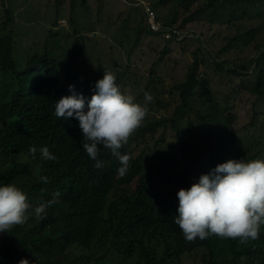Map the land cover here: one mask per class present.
Masks as SVG:
<instances>
[{
  "label": "clouds",
  "instance_id": "9594fccd",
  "mask_svg": "<svg viewBox=\"0 0 264 264\" xmlns=\"http://www.w3.org/2000/svg\"><path fill=\"white\" fill-rule=\"evenodd\" d=\"M12 1V4L7 1L6 7L0 4V10L10 11L4 23H8L9 35L15 40V57L18 53L17 60L23 69L21 76L13 78V85L17 91L24 92V88L18 86L24 79L31 93L39 91L37 77L49 73L47 69L42 70V66L31 69L33 74L26 73L29 56L40 55L42 58L50 53L51 60L58 62V85L62 93L55 104V115L80 135L82 133L84 154L78 158L82 164L90 162L96 169L95 173L86 175L91 180V186L84 195L97 204L109 188L110 175L114 176L117 208L125 210L122 219L126 220L127 227L132 224L135 228L146 227L141 244L146 264H242L247 260L244 255L246 250L264 260V112L255 113L243 127H237V113L234 111V97L244 90L258 99L264 97L250 92L252 83L261 72L264 74V44L257 41L256 29L250 36L240 38L254 40L251 60H248L249 55L243 56L251 47L249 42L238 46L235 41L221 54H209L207 32H198L197 29L202 24V16L209 10H214L213 19L204 26L215 27L217 18L222 16L219 11L215 17V9H208L194 23L183 25L184 16H180L176 23L164 20L155 7L156 0H117L126 6L125 9H140L150 35L165 40V45H160L164 47L162 50L152 48L148 53L137 46L129 49L123 43L117 45L108 37L109 27L98 26L91 19L82 27L89 30L87 26L93 25L92 33L83 32L77 23L75 28L71 19L76 17L79 20L78 6L82 4L83 11L88 15H91V10L87 0H72L70 16L64 14L57 20L53 19L52 29L62 30L71 24L80 36L97 33V44L84 47L97 56L109 54V47L105 45L107 39L121 52L114 57L118 64L116 67L106 63L98 70L95 66L90 67L91 72H88L73 66L80 59L74 62V57H71L68 60L55 46L52 49L46 44V50H41L39 44H30L27 39L39 40L41 32L31 33L24 29L14 12V3L20 5L22 0ZM34 1L42 8L44 3H40L41 0ZM61 1L67 8L64 0ZM200 1L195 2L196 7L201 5H197ZM50 6L59 7V0L46 4V7ZM26 7L21 8V12H29ZM225 7H229L231 19L232 7ZM135 13H130V16ZM250 13L252 20L249 22H253L258 14ZM36 14H32L29 25L46 23L47 16H42L41 9L38 17ZM109 19L113 21L112 17ZM227 24L220 25L223 31ZM24 37L25 46L22 44ZM79 40L82 42L81 37ZM194 40L198 44L193 47V63L186 71L185 81L177 88L179 95L171 103L172 111L161 107L160 112L163 113L153 114L146 105L140 104L141 101L136 102L132 94L121 91L119 86L122 82L135 81L137 84L133 89L140 87L137 73L148 68L153 54L159 57L151 70L156 76L160 58H169L172 54L174 44L171 42ZM167 45L171 49L165 51ZM79 46L81 50L82 46ZM231 49H234L236 59L231 57ZM185 51L186 48H183ZM85 53L87 57L90 55ZM195 64H198L197 68H193ZM246 65L251 68L246 70ZM217 66L226 70L235 69L239 76L230 80L210 78ZM192 71L195 83L192 92L188 93L192 85V81H188ZM206 82L215 99L203 96ZM223 84L228 85V94L219 91ZM169 93L172 95L171 90ZM90 95L86 106L84 96ZM144 99L151 102V94L145 91ZM13 124L16 127H12ZM29 132L30 127L23 116L0 123V169L4 168V173L18 172L0 183V242L3 239L1 232H8L14 226L27 222L30 209L37 220L42 219L46 209L60 195L55 192L52 200L33 208L17 183L19 173L29 160L22 152ZM57 150L66 154L67 145ZM29 151L35 156L37 148L32 146ZM39 151L42 159H56L46 146ZM104 165L112 167L109 173L99 170ZM39 179L44 184L48 183L47 176ZM127 208L132 211H126ZM9 258L10 264L40 262L30 255L22 257L18 253Z\"/></svg>",
  "mask_w": 264,
  "mask_h": 264
},
{
  "label": "trees",
  "instance_id": "16d2710c",
  "mask_svg": "<svg viewBox=\"0 0 264 264\" xmlns=\"http://www.w3.org/2000/svg\"><path fill=\"white\" fill-rule=\"evenodd\" d=\"M7 1L9 4L13 3L12 0H0V4L6 7ZM197 1L156 0L155 7L166 21L176 23L180 16H184L183 25H186L194 23V20L208 9H215L217 17L219 15L217 11L225 6H231L233 12L230 22L219 35L223 45L216 51L218 55L230 48L238 39L255 32V28L249 24L252 20L250 12L257 4L264 3V0H208L204 6L196 7ZM9 13L7 9L0 10V123L23 116L30 127L29 136L22 150L29 160L23 166L24 170L19 173L17 180L28 202L34 208L42 202L52 200L53 193L59 192L60 195L46 209L42 219L37 220L30 209L25 224L14 226L8 232H1L3 239L0 242V264H10L9 257L16 253L22 257L30 255L40 260L34 264H146L141 251L146 227L135 228L133 224L127 227L126 220L122 219L125 210L117 208L114 176L110 175L109 188L97 204L84 195L91 186V180L86 175L95 173L96 169L90 162L82 164L78 158L84 154L82 133L80 135L76 129L60 121L55 115V104L62 93L58 85L60 80L58 62L51 60L50 53L42 58L40 55L29 56L27 63L30 64L26 73L33 74L34 71L31 69L41 66L42 70L47 69L49 73L37 77L40 83L39 91L31 93L26 88L27 82L24 79L18 84L19 88H24V92L17 91L13 85V78L21 76L23 69L15 57V40L9 35L8 23H4ZM126 14L127 12L120 13ZM71 23L77 27L73 17ZM129 23L130 19L125 20V25ZM135 32L139 40L145 34L152 35L144 16L135 26ZM170 49V45L165 47V51ZM197 67L198 64H195L193 68ZM212 75L226 80L239 76L235 69L226 70L219 66ZM188 81H192L188 89V93H191L193 82L195 83L194 71L191 72ZM205 89L204 97L216 98L207 82ZM250 92L258 96L264 95L263 72L252 83ZM84 97L87 106L91 95ZM12 127H16V124ZM1 143L0 139V145ZM65 145L66 154L57 150ZM32 146L37 148L35 156L29 151ZM45 146L56 157L55 160L41 158L39 149ZM111 169V166L104 165L99 170L109 173ZM16 174L18 172L4 173V168H1L0 183ZM41 176L48 177L47 184L40 181ZM42 189L46 191L42 192ZM126 211L132 209L127 208ZM244 255L247 260L242 261V264H264L262 257L250 250H246Z\"/></svg>",
  "mask_w": 264,
  "mask_h": 264
},
{
  "label": "rangeland",
  "instance_id": "374dc122",
  "mask_svg": "<svg viewBox=\"0 0 264 264\" xmlns=\"http://www.w3.org/2000/svg\"><path fill=\"white\" fill-rule=\"evenodd\" d=\"M21 1V0H19ZM89 2V7L91 10V15L86 14L80 4L77 9V14L79 17H73L78 24V27L84 26L86 21H91L96 25H102L103 27H109V39L111 41L116 42L117 45H121L123 43L129 49L133 47H138L140 49L145 50L149 53L152 48H159L162 50L164 47H160V45H165V40L156 37V36H148L145 34L139 40L138 36L135 32V26L140 23L142 20L143 12L140 9L128 7L117 0H87ZM208 0H201L197 3H200L204 6ZM44 3L42 8H40L34 0H22L20 5L18 3H14V12L16 14V18L19 21H22L24 29L28 30L31 33H36L39 30V40L30 39L28 38L27 41L30 44L35 45L36 43L40 45L41 50H46L45 45L49 44L53 49V46L58 48L62 53V55L66 56L68 60L71 57H74V62L77 60H81L80 62L74 63L73 66L76 68H82L91 72L90 67H96V69H100V65H105L106 63H110L114 67H116L117 61L114 60V57L118 54L121 55V52L117 48V46H112L110 41L107 39L105 41V45L109 47V54L105 53L104 56L93 54L85 46L90 47V45L97 44L96 35L97 33L93 34H86L83 33L81 36L80 34H76L74 32L73 26L70 24V27L65 29H52V21L53 19L57 20L58 16H63L64 14L70 16L69 7L72 4V0H64L66 3L67 8L63 5V2L59 0L60 6L53 7L50 6L49 8L46 7V4L49 2H54V0H41L40 3ZM27 6L26 8L29 9V12H21V8ZM256 8L253 10L254 14H258V18L255 19L253 22H249L251 26L256 29V39L261 44H264V3L257 4ZM48 8V9H47ZM41 9L42 16H47L46 23L33 24L29 25L31 22L32 14H36V17L39 16ZM72 9V7H71ZM121 12H127L126 15H120ZM136 12L135 14L130 16V13ZM214 10H209L206 12L204 16H202V24H199L198 32H207V40L209 45V54H215V52L223 45V42H220L219 33L223 31V28L220 25L227 24L230 22V9L229 7H225L224 10H219V14H222L219 18H217L216 26H204L209 25L213 19ZM110 17H112L113 21H110ZM130 19V23L125 25V20ZM89 25V24H88ZM29 26V27H28ZM56 28V27H54ZM89 30L85 28H81L83 32L92 33L94 26L90 25L87 26ZM103 35H107L105 32L102 33ZM82 38V42H80L79 38ZM93 37L94 39H91ZM26 37L22 39V44L25 46ZM138 43V45H136ZM162 42V43H161ZM238 42V43H237ZM243 42H249L251 47L249 50H246L244 55H249V59L251 60L254 53V40L251 38L248 39H240L236 41L238 46H241ZM169 43V42H167ZM60 44V45H58ZM173 45V51L169 58L159 60V63L156 66L157 75H152L151 70L154 65L157 63L159 57L153 54L150 65L148 68H144V72L138 71L137 76L139 77V86L135 89V85L137 84L135 81L131 82H122L120 84V89L122 92H128L132 94L135 98V101H141V105H146L147 108L153 111V114L160 115L163 112H160L161 107H165L167 110L172 111L173 106L172 102L177 99L179 93L177 91L178 86H180L185 81L186 71L189 68L190 64L193 63V47L198 44L195 40L191 42L185 43H174L171 42ZM58 45V46H57ZM81 45V50L80 46ZM183 48H186L185 53L183 52ZM253 48V51H252ZM89 52V56L87 57L85 52ZM115 52V53H111ZM234 49L229 51L231 57H236L233 55ZM253 52V53H252ZM110 53L112 55H110ZM74 54V55H73ZM208 54V56H210ZM112 56V57H111ZM137 58V56H136ZM211 58V56H210ZM18 59V53H17ZM68 65V64H66ZM246 70L251 68V66L246 65ZM111 68V67H110ZM147 74H150V77H147ZM173 77V78H172ZM215 76H210L213 78ZM86 80L87 77H84ZM251 80L247 83L250 85ZM218 84V83H216ZM244 84V83H243ZM246 88V86H244ZM215 88L218 89V85H215ZM170 90L172 91V95H170ZM147 91L152 96L151 102H146L144 99V92ZM219 91L222 94H228L229 88L228 85L223 84L219 87ZM221 97V95H220ZM236 100L234 111L237 113V122L236 126H244L248 119L252 118L255 113H263L264 112V97L258 99L256 96L251 95L248 93L247 90H244L240 95L238 94L234 97ZM255 105V111H253V106Z\"/></svg>",
  "mask_w": 264,
  "mask_h": 264
},
{
  "label": "built area",
  "instance_id": "2783aa9c",
  "mask_svg": "<svg viewBox=\"0 0 264 264\" xmlns=\"http://www.w3.org/2000/svg\"><path fill=\"white\" fill-rule=\"evenodd\" d=\"M151 15H152L153 19H155V13L152 12ZM154 25L157 26V23L154 22Z\"/></svg>",
  "mask_w": 264,
  "mask_h": 264
}]
</instances>
